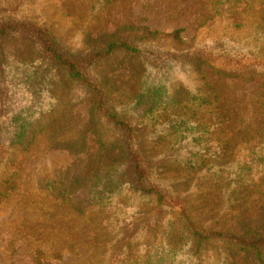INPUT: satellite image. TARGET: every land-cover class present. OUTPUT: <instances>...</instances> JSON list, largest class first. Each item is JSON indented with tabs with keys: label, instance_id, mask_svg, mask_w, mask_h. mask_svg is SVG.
I'll list each match as a JSON object with an SVG mask.
<instances>
[{
	"label": "rangeland",
	"instance_id": "obj_1",
	"mask_svg": "<svg viewBox=\"0 0 264 264\" xmlns=\"http://www.w3.org/2000/svg\"><path fill=\"white\" fill-rule=\"evenodd\" d=\"M260 1L0 0V24L48 29L57 50L79 59L85 73L84 81L70 80L31 32L0 36V172L21 171L24 182L41 187L42 198L53 182L78 193L82 199L75 202L78 207L91 203L92 190L100 191L97 199L103 201L85 217L69 205L57 206L53 219L19 203L0 207V264H35L30 244L17 229L20 225L34 234L47 231L44 242L53 237L51 229L66 226L79 241L78 255L61 260L47 256L43 264H90L92 238L109 247L108 263L128 245L131 253L120 259L139 254L138 260L144 261L152 253L155 260L169 241L164 233L176 228L170 224L174 215L169 204L155 210L148 196L134 192L128 157L132 150L149 168L146 184L181 199L206 227L213 226L200 208L207 187L222 188L223 199L242 181L262 185L259 190L264 192V141L245 143L246 127L252 137L264 122ZM143 27L164 34L182 29L181 42L149 40L142 36ZM114 35L139 52L104 53L108 37ZM222 67L253 72L257 80L226 78L219 73ZM159 85L169 96L176 86L189 96L182 106L162 101L151 116H138L137 95ZM208 92L214 101V96L222 101V109H213L216 101L208 103ZM201 96L208 102L201 103ZM100 101L101 110H96ZM109 115L130 125L134 133L130 136ZM224 118L235 132L220 123ZM76 173L81 174L80 183L72 185ZM95 173L101 179L93 189L89 183ZM93 213L99 225L95 236L88 221ZM157 234H162V245ZM45 251L51 254L50 247ZM218 254L208 250L202 257H192L184 248L169 253L163 264H219ZM236 261L251 264L243 254Z\"/></svg>",
	"mask_w": 264,
	"mask_h": 264
},
{
	"label": "trees",
	"instance_id": "obj_2",
	"mask_svg": "<svg viewBox=\"0 0 264 264\" xmlns=\"http://www.w3.org/2000/svg\"><path fill=\"white\" fill-rule=\"evenodd\" d=\"M259 3L258 11L262 13L264 12V0H261ZM262 22H264V18H261V26ZM133 29L135 28H132V30ZM19 30L31 32L39 38L43 43V53L49 57L57 67L63 69L70 80H85V73L81 69L82 62L73 56H66L59 52L48 29H42L19 22H4L0 24V36L6 35L8 32ZM136 31H140V29H136ZM141 32L142 36L149 40L171 38L176 42H181L183 30L178 29L171 34H164L143 27L141 28ZM115 36L116 35L108 37L109 40L106 41L105 48L103 49L104 53L110 55L117 51H125L133 54L139 52L132 44L127 41L116 39ZM219 73L223 74L226 78L244 81L257 80L253 72L245 74L243 70L238 69L233 72V69L229 71L225 67H222ZM187 96H189L188 92L184 91V89L179 86L172 89L171 96L166 94V89L163 85L150 87L147 91H142L136 97V107L140 109L138 116H151L157 105L162 101L169 104L170 107L179 104L182 106L184 104L183 98ZM207 96L211 98V100L208 102L207 97L201 96V103L208 102L212 104V101H214L212 99L213 94L208 92ZM214 99L216 102L214 101L215 106L213 109H222L224 107L222 101H217L218 98H216V96H214ZM225 103L227 104L226 101ZM100 106L101 101L96 104L95 109L101 110ZM200 106H202V104ZM262 108H264V100L262 102ZM109 118L114 121L116 125L125 128L130 136L134 133L132 127L120 121L116 115H109ZM220 123L231 132H235V130L233 131V129H231L232 127H229V119L226 120V118H224ZM240 131L242 130H238V132ZM24 133L25 131H22L20 135ZM249 135L250 131L246 127V136H248V139H246L245 143L249 144L251 143L250 141L254 140L255 145H260V143L264 141V122L260 123L255 129V135L252 137H249ZM234 151L235 149H232V152ZM128 157L133 163L132 167L135 175L133 181V185L135 186L134 192H139L142 195L148 196L150 202L152 201L154 203L151 202L155 210H162L165 205L169 204L170 211L174 215L170 224L172 227L176 226V228L170 229L169 232L166 231V234L164 233V238H168L169 240L166 244L167 249L163 247L162 252H157L155 260H153L152 253L148 255V259L144 261L138 260L140 257L139 254L133 259L127 256L120 259L122 255L131 253L130 251L128 252V250H131L132 246L128 245L125 250V246L119 250L115 262L110 261L108 263V261L105 260V255L109 247L101 245L99 240H93L92 238L91 242L94 244V258L90 264H135L132 261H136L137 264H156V261L157 264H163V261L170 257L169 253L176 254L177 251L184 250V248L187 249L189 255L192 257H202L208 250L217 251L219 257H221L219 264H237L236 259L241 254H243L244 258L251 264H264V192L259 190L262 185H245L242 181L238 184V187L236 185L235 189L231 186L233 190L225 199L220 197L222 188L207 187L203 192L205 195L201 198L202 203L200 208L207 211V216L213 220V226L206 227L201 224L198 216L190 210L181 199L179 200L176 198L175 200L163 193L159 188L146 184V180L150 175L149 168L137 153L133 150L131 152L129 151ZM246 169L247 167L243 168V171H246ZM22 176V172L19 170L14 173L8 170L5 174L0 172V207L11 203H19L24 209H29L31 212L40 215V217L45 216L53 219V213L56 212L57 206L62 207L64 205H69L73 211L81 217H85L87 211L103 206V201L97 199V196H99L101 192L92 190L94 195L91 199V203L83 208L78 207L75 202L82 201L81 197L77 196L78 193H71L68 191L66 185L62 183H49L45 188V196L42 198L41 196L43 193L41 187L33 188L23 181ZM80 178L81 174L76 173L72 185L80 183ZM261 178L264 180V174ZM100 179L101 176L95 173L92 181L91 178L88 179V181H91L89 183L90 186L96 189ZM71 188L73 189L75 187ZM118 188L120 187L118 186L115 189ZM107 195H109L108 198H111V194L107 193ZM95 215L96 213H93L91 217H88V221L94 231L93 235L99 227L97 219H93ZM57 228L58 227L53 229L50 228L53 230V237L45 241V244L42 238L47 236V231L34 234L30 228H25L24 225L18 226L17 229L20 232V236L24 241L30 244V250L35 258V264H43L47 256H50L54 260H61L64 256L69 254L78 255L77 247L79 241L74 239L72 230L66 226L60 229ZM157 237L162 245L164 241L162 234H157ZM48 247L51 249L50 255H47L45 251ZM116 251L117 248L114 247V253Z\"/></svg>",
	"mask_w": 264,
	"mask_h": 264
}]
</instances>
